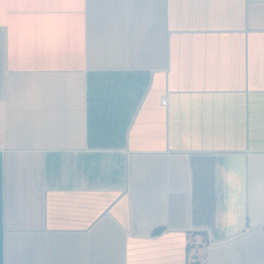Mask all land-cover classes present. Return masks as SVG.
<instances>
[{
	"label": "crops",
	"instance_id": "1",
	"mask_svg": "<svg viewBox=\"0 0 264 264\" xmlns=\"http://www.w3.org/2000/svg\"><path fill=\"white\" fill-rule=\"evenodd\" d=\"M196 262L264 264V0H0V264Z\"/></svg>",
	"mask_w": 264,
	"mask_h": 264
},
{
	"label": "built area",
	"instance_id": "2",
	"mask_svg": "<svg viewBox=\"0 0 264 264\" xmlns=\"http://www.w3.org/2000/svg\"><path fill=\"white\" fill-rule=\"evenodd\" d=\"M161 103L162 105L166 106V100H163Z\"/></svg>",
	"mask_w": 264,
	"mask_h": 264
},
{
	"label": "trees",
	"instance_id": "3",
	"mask_svg": "<svg viewBox=\"0 0 264 264\" xmlns=\"http://www.w3.org/2000/svg\"><path fill=\"white\" fill-rule=\"evenodd\" d=\"M193 264H199V263L196 262V263H193Z\"/></svg>",
	"mask_w": 264,
	"mask_h": 264
}]
</instances>
